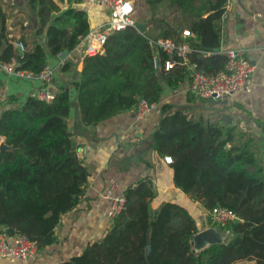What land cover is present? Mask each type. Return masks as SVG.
<instances>
[{
    "label": "trees",
    "instance_id": "obj_1",
    "mask_svg": "<svg viewBox=\"0 0 264 264\" xmlns=\"http://www.w3.org/2000/svg\"><path fill=\"white\" fill-rule=\"evenodd\" d=\"M81 2L28 0L38 19L35 33L44 42L27 45L23 39L21 55L0 5V64L15 58L18 69L37 75L49 57L63 51L65 40L66 48L74 49L90 29ZM143 3L146 32L129 26L111 33L104 53L84 56L80 80L70 83L78 91L74 106L84 126L134 108L140 99L156 104L164 85L175 88L189 78L185 67L153 68L150 38H177L188 28L194 34L189 59L196 69L215 74L225 67V56L214 49L220 47L226 0ZM156 52L163 62L167 54ZM71 88L61 86L50 102L28 96L0 112V137L8 146L0 149V234L23 235L38 249L56 241L61 215L77 205L89 176L68 126ZM234 131L165 103L151 144L159 155L171 157L175 186L208 210V226L222 232L224 242L195 251L191 240L200 230L195 219L174 202L152 211L154 185L145 177L125 188L124 209L105 235L62 264H234L243 259L264 264V166L250 141L236 142ZM217 205L233 211L238 222L212 223L209 212Z\"/></svg>",
    "mask_w": 264,
    "mask_h": 264
},
{
    "label": "crops",
    "instance_id": "obj_2",
    "mask_svg": "<svg viewBox=\"0 0 264 264\" xmlns=\"http://www.w3.org/2000/svg\"><path fill=\"white\" fill-rule=\"evenodd\" d=\"M0 5L6 12V27L13 45L15 42L23 44V39L27 45L33 40L44 42L43 35L35 33L38 19L28 0H0ZM81 6L87 12L90 28L107 19V11L94 0H82ZM226 6L219 48L241 49L253 63L254 72L249 92L235 93L224 100L195 99L187 92L189 79H186L175 88L164 85L159 102L142 117L131 108L97 124L84 126L74 106L76 90L70 83L80 76L85 41L69 50L64 60L58 56L48 58L47 64L54 69V81L48 86L49 90L56 94L63 85L72 87L68 126L89 176L77 205L61 215L54 229L56 241L53 244L38 249L28 259L0 257V264H62L81 253L87 244L100 240L110 228L108 202L103 196L108 186L115 183L118 191L123 193L129 185L145 177L154 185L155 196L150 203L152 211L163 202H174L188 210L200 230L208 227V210L175 186L171 165L166 163L165 156L151 147L162 104L181 106L194 119L202 118L223 127H233L236 142L249 140L258 163L264 166V0H226ZM16 50L18 55L22 54ZM63 64H68L65 70ZM41 86L36 75L19 78L0 67V95L6 97L5 108L18 107ZM217 111L229 117V124L215 117ZM2 141L4 138L0 137V143ZM234 264L256 263L243 259Z\"/></svg>",
    "mask_w": 264,
    "mask_h": 264
},
{
    "label": "built area",
    "instance_id": "obj_3",
    "mask_svg": "<svg viewBox=\"0 0 264 264\" xmlns=\"http://www.w3.org/2000/svg\"><path fill=\"white\" fill-rule=\"evenodd\" d=\"M95 3L107 11V19L89 29L84 37L85 46L84 56L102 54L108 36L118 30L126 27L137 29L135 19L134 0H94ZM227 6H225L226 9ZM226 10L222 16L225 17ZM194 34L188 29L183 28L177 38H150L149 44L153 49L152 66L154 69L169 71L176 67H185L188 74L187 92L198 100H224L235 93L250 91V78L254 72L253 63L244 56L241 49H220L218 51L226 58L223 70L215 74H205L196 69V65L191 63L189 56L193 51L191 41ZM14 47L24 51V45L21 42H15ZM157 50L163 51L167 57L160 62ZM212 51L205 52L206 55L212 54ZM17 60L14 58L8 63L0 64L6 72L19 78H29L32 73L18 69ZM42 82V86L34 92L32 96L39 100L50 102L55 96L54 92L49 90V85L54 81V69L46 64L36 75ZM6 105V97L0 95V111ZM155 107L140 99L134 106L138 117L144 116ZM166 163L172 161L170 156H165ZM103 196L107 199L108 210L107 217L110 222L124 209L125 197L121 191H118L117 185L112 183L108 186ZM212 223L218 227H224L234 218L235 213L230 209L217 205L209 212ZM38 250L37 242L30 240L23 235L8 236L5 233L0 234V257H16L28 259L36 254Z\"/></svg>",
    "mask_w": 264,
    "mask_h": 264
},
{
    "label": "water",
    "instance_id": "obj_4",
    "mask_svg": "<svg viewBox=\"0 0 264 264\" xmlns=\"http://www.w3.org/2000/svg\"><path fill=\"white\" fill-rule=\"evenodd\" d=\"M137 26V30L140 33H145L146 32V24L143 22H137L136 24ZM64 49L63 51L58 55V58L60 60H64L68 53L69 50L66 48V40L63 43ZM215 51H218V48L214 49ZM104 53V51H103ZM102 53V54H103ZM78 81L80 80V78L77 79ZM78 91H76V96H77ZM220 110V109H217ZM216 118H220L224 123L229 124V117L227 115H220L219 112L217 111V113L215 114ZM8 146L5 144V142H1L0 143V149H7ZM234 222H238V218H234L233 219ZM225 241V235L220 232L216 227L214 226H208L204 229L199 230L197 233H195L192 236V245L195 251H200L202 249H204L205 247H207L208 245L211 244H216V243H222Z\"/></svg>",
    "mask_w": 264,
    "mask_h": 264
},
{
    "label": "rangeland",
    "instance_id": "obj_5",
    "mask_svg": "<svg viewBox=\"0 0 264 264\" xmlns=\"http://www.w3.org/2000/svg\"><path fill=\"white\" fill-rule=\"evenodd\" d=\"M134 3H135V19L138 22H141L147 16V11L145 9L143 0H134Z\"/></svg>",
    "mask_w": 264,
    "mask_h": 264
}]
</instances>
